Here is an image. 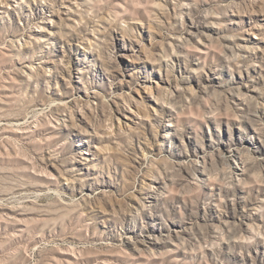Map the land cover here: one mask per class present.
<instances>
[{
  "label": "rangeland",
  "instance_id": "1",
  "mask_svg": "<svg viewBox=\"0 0 264 264\" xmlns=\"http://www.w3.org/2000/svg\"><path fill=\"white\" fill-rule=\"evenodd\" d=\"M0 264H264V0H0Z\"/></svg>",
  "mask_w": 264,
  "mask_h": 264
}]
</instances>
